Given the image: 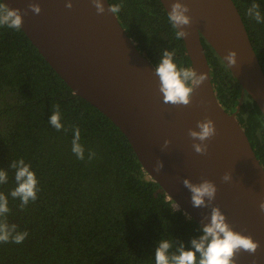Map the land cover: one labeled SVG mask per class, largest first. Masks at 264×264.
I'll use <instances>...</instances> for the list:
<instances>
[{"label": "trees", "instance_id": "trees-1", "mask_svg": "<svg viewBox=\"0 0 264 264\" xmlns=\"http://www.w3.org/2000/svg\"><path fill=\"white\" fill-rule=\"evenodd\" d=\"M108 2L123 5L117 19L155 68L165 50H175L178 67L190 68L159 0ZM233 2L264 73V23L247 15L255 2L264 16V0ZM201 43L217 100L233 112L241 86L203 37ZM55 104L67 132L48 123ZM236 119L264 168V116L247 93ZM72 126L81 131L83 161L72 152ZM21 158L36 174L38 199L21 210L20 200L8 196V222L29 235L22 244L0 243V264H155L162 238L172 240V251L181 243L190 250L191 240L202 235L149 177L121 131L73 93L22 30L5 26L0 27V169ZM15 187V171L9 169L0 192L8 195Z\"/></svg>", "mask_w": 264, "mask_h": 264}, {"label": "water", "instance_id": "water-1", "mask_svg": "<svg viewBox=\"0 0 264 264\" xmlns=\"http://www.w3.org/2000/svg\"><path fill=\"white\" fill-rule=\"evenodd\" d=\"M20 9L21 30L73 93L105 115L126 137L142 168L159 184L175 206L201 228L210 223L212 207H219L233 230L259 243L254 255L241 251L236 264H264V168L236 119L244 93L264 116V73L233 0H179L190 11L189 35L183 44L190 68L207 79L194 90L189 106L163 102L155 67L137 49L117 19L108 11L97 14L91 0H1ZM169 13L176 0H159ZM73 7L68 9L66 4ZM38 4L39 15L29 4ZM201 37L223 58L237 53L229 66L241 86L237 109L227 112L218 102ZM211 119L216 134L205 141L207 153L197 154L189 130ZM171 143L165 148L164 142ZM162 170L154 171L157 161ZM228 174V182L223 177ZM193 184L211 181L217 187L209 207L195 208L183 180ZM207 202V201H206ZM205 217L209 219L206 221Z\"/></svg>", "mask_w": 264, "mask_h": 264}, {"label": "clouds", "instance_id": "clouds-1", "mask_svg": "<svg viewBox=\"0 0 264 264\" xmlns=\"http://www.w3.org/2000/svg\"><path fill=\"white\" fill-rule=\"evenodd\" d=\"M97 10V14L105 12L102 0H91ZM68 9L73 7L72 3L66 4ZM122 4H109L108 11L113 15L119 13ZM29 10L37 15L40 14L41 8L38 4L31 3ZM190 9L183 3L176 0L171 4V11L167 13V20L171 24L175 33L176 40H183L189 33L181 30L185 26H190L191 18L186 15ZM27 13H23L26 15ZM23 15L20 9H10L3 2H0V27L21 30L23 24ZM247 15L257 23H264V16L261 15L260 5L253 2L247 9ZM175 50L163 52L162 58L155 68V74L159 77V92L163 95V102L174 106H189L191 104L194 90L201 86L207 79L204 74H197L192 68L178 67L174 63ZM237 53L229 52L223 61H227L229 66H235L237 63ZM62 116L60 105L55 104L52 107V115L48 123L56 130L69 129L64 128L61 123ZM199 131L189 130V136L200 143H194L193 148L197 154L205 155L207 153V144L205 141L211 139L216 134L214 122L211 119L197 122ZM72 152L77 159H85V149L80 143L81 131L79 127L72 126ZM171 142L165 141L166 148ZM95 158L94 152L88 153V160ZM163 168V163L157 161L154 171L159 173ZM15 171L16 187L8 195L0 192V243L22 244L28 237L27 231L19 232L16 224H10L7 216L10 212L8 207V196L20 200V208L23 210L29 202H35L38 199L37 193L38 180L36 174L31 170V165L25 163L23 158L12 160L7 170L0 169V185L8 183V170ZM231 176L226 174L223 177L228 182ZM183 185L191 193V203L195 208L209 207L215 200L217 187L211 181L204 180L202 183L193 184L190 180L184 179ZM207 201V202H206ZM260 211L264 213V202L259 205ZM209 218L205 217L207 221ZM202 235L198 239L191 240V249L186 250L183 243L179 248L173 249V242L169 239H161L155 248V264H236V256L241 251L254 255L259 243L255 242L251 236L242 235L240 232L233 230L232 226L226 222L225 215L222 214L219 207H212L210 223H205L200 230Z\"/></svg>", "mask_w": 264, "mask_h": 264}]
</instances>
